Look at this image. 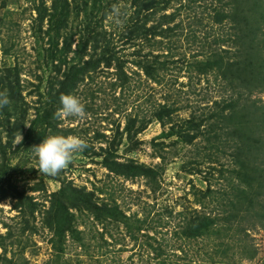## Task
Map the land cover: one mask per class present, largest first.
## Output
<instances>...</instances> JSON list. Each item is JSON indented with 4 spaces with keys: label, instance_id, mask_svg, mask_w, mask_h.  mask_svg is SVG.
<instances>
[{
    "label": "rangeland",
    "instance_id": "1",
    "mask_svg": "<svg viewBox=\"0 0 264 264\" xmlns=\"http://www.w3.org/2000/svg\"><path fill=\"white\" fill-rule=\"evenodd\" d=\"M217 1L221 5V0H202L193 5V9L183 10L171 24H182V28L172 39L158 37L156 40L164 43L154 48L155 53L169 54L172 47L175 60L185 57L192 62L195 55L205 60L208 59L205 55L211 51L222 50L224 61H233L234 43L216 44L219 37L233 38L232 29L212 23V7L218 5ZM226 1L222 0L225 4ZM36 3L39 1L0 0V68L19 64L24 69L21 77L27 105L22 106V102L20 106L28 111L26 130L39 110L44 113L52 109L48 79L62 77L55 66L57 63H46L51 38L46 34L49 22L45 21L40 37L35 30L37 11L33 9ZM51 4L52 0H47L49 7ZM179 8L180 4L175 3L166 12L172 14ZM106 9L109 17L101 23L109 32H117L115 40L123 55L133 58L134 49L124 44L126 39L119 42L125 23L133 14L130 0H121L120 4L113 3ZM76 13L77 10L71 11L68 29L78 30L85 23L84 9L79 17ZM154 17L149 25L156 24L161 13ZM231 25L233 22L227 26ZM195 29L197 39L190 37ZM77 40L79 37H76L74 50ZM10 47L14 48L12 54L6 55L4 50ZM73 56L71 53L67 59L71 61ZM66 65L62 72L69 67ZM192 67L195 71H189L187 65L183 69L172 67L159 83L129 64L126 71L130 85L125 87L114 69L101 67L99 73L93 74L95 81L87 78L79 91L72 93L84 104V116L61 115L58 119L61 134L73 130L70 134L85 139L89 147L75 153L71 163L56 175L40 173L35 143H21L23 135L17 138L8 153L7 173L0 180L1 185L8 187L7 196L0 201V264H264V189L247 185V176L238 172L236 155L231 154L234 151L231 145L237 136L230 134L239 133L242 127L239 125L242 118L236 121L233 118V114L244 108L242 105L264 109V90L255 88L250 93L242 89L243 95L226 91L222 86L227 82L221 76L211 73L204 77L194 65ZM219 70L215 73L219 74ZM190 76L193 79L189 80ZM215 100L221 102L213 108L219 112V119L204 123L198 136L187 142L181 131L188 129L192 113L198 112L195 114L199 116V113L209 112L206 108L214 107ZM228 102L235 103L234 108L222 110ZM166 104L178 108L166 125L154 119L135 141L127 135L120 138L121 144L116 149L121 162L133 160L151 166L158 172L157 178L129 179L110 172L103 164L102 148L123 133L130 115H140V119L146 116L150 120L154 108ZM53 110L58 112L54 106ZM224 126H228L227 129H223ZM256 126L253 137L256 135L264 141V124ZM251 127L255 129V125ZM43 129L34 133L32 139L37 140ZM0 132L5 136L1 123ZM245 132H248L246 136H251L248 128ZM214 145L216 148L219 145V149ZM255 152L256 165L264 162V151L257 148ZM69 183L77 189L93 192L95 201L100 204L119 206L130 219L105 226L91 212L72 208V229L57 234L48 224L51 200L55 192ZM14 184L18 189L13 188ZM236 187L243 188L241 196L235 191ZM209 190L212 192L202 198ZM24 191L34 197L37 205L32 203V208L26 207L22 212L16 207L17 194ZM251 200L255 212L246 209ZM200 214L213 224V231L196 240L181 236L186 220Z\"/></svg>",
    "mask_w": 264,
    "mask_h": 264
},
{
    "label": "trees",
    "instance_id": "2",
    "mask_svg": "<svg viewBox=\"0 0 264 264\" xmlns=\"http://www.w3.org/2000/svg\"><path fill=\"white\" fill-rule=\"evenodd\" d=\"M38 1L39 3L34 4L33 9L37 11L35 18L37 26L35 30L41 34V37L44 32V23L48 20L49 28L46 34L51 38L50 47L47 49L48 55L45 57L46 63L47 65L51 64V62L57 63L54 65L58 67L62 77L56 80L53 78L48 79L47 92L53 103L52 109L50 111H43L44 113H40L41 111L39 110L36 118L30 122L29 129L26 130L28 111L22 107L27 104L23 96L25 85L21 77L24 69L19 64H15V66L7 65L5 68H0V92L5 93L10 101L8 105L0 107V123L5 132V136L0 132V160H2L0 177L7 173L6 169L9 163L8 153L13 148L18 137L24 136L21 143L31 141V143L33 142L37 145L49 134L62 133L61 128H59V117L53 110V106L56 110H59L61 108V95L79 91L80 85L87 78H90L92 82L95 81L94 75L99 73L101 67L114 69L115 74L121 79L123 87L130 85V77L126 71L129 64H132L137 70H142L150 79L159 83L164 81L172 67H176V69L182 67L181 69H183L187 65V69L191 71V67L194 65L199 75L206 77L212 73L216 77L221 76L224 82H227V84L225 83L222 86L226 91H235L239 95H243L242 89L248 90L250 93L255 88L264 90V0H227L226 4L221 0V5L217 1L218 5L215 4L212 7V23L213 25H221V27L224 26L225 28L232 29L233 38L219 37L216 40V44L234 43L233 46L236 50H231L233 51V61H224L222 50H220L211 51L205 55L208 58L205 60H201V58H198L199 56L195 55L192 62H189L185 57L175 60L172 56V47H169L171 50L169 54H156L154 48L156 47L157 49L164 43L156 40L158 37L172 39L176 36L177 31L182 28V24H175L174 26H171V24L175 23L177 16L183 10L193 9V5L202 0H130L133 14L130 16L129 22L125 23V28L120 34L119 42L126 39L124 44L130 45V48L134 49V52L131 54L133 58L123 55L122 48H120L119 43L115 40L117 32H109L104 27V24L101 23L109 17V11L106 8L111 7L113 3L120 4L121 0H114L108 3L104 0H72L71 2L70 0H52L50 7L47 5V0ZM175 3L180 4L178 13L168 14L166 11L172 8ZM82 9H84L86 15L85 23L82 27L77 28L78 30L68 29L71 11L77 10L76 16L79 17ZM100 12L103 13L101 17H99ZM157 13H161L159 21L156 24L149 25V22L153 21L154 15ZM229 22H233V25L230 27L227 26ZM169 24L170 26H168ZM64 29H68V31L62 33ZM196 29L190 33V37L194 39L198 38ZM76 37H79V40H77V48L74 50L73 46L76 42ZM210 46L212 47L213 45ZM90 48H93L94 52ZM13 49V47L5 48L4 53L11 55ZM88 49L90 50L88 51ZM71 53H74V56L69 61L67 58ZM180 63H182L181 66H179ZM66 64H69V67L62 72L63 67L67 66ZM217 69H220L219 74L215 73ZM191 79H193L192 76H190L189 80ZM22 102L23 105L21 104ZM220 104L221 102L215 100L214 107L206 108L209 109V112L199 113V116L195 114L198 112L192 113L193 116L189 120L188 129L181 131L184 134L183 138L187 142H192L198 136L200 128L204 123L211 124L213 120L219 119V112H215L213 108H216L215 106ZM234 104L233 102H228L222 110L232 109L235 106ZM242 106L244 108L241 111L239 109V111L233 114L235 121L239 117L243 121L241 120L239 124L240 126L242 125L239 133H230L237 136L233 144H230L234 149L231 154L236 155L235 160L240 167L237 169L238 172L241 171V176H247V179H245L247 185L263 190L264 162L256 165L257 157H255V150L260 148L261 151H264V141L256 135L253 137V133L254 130L255 133L257 132L258 126L256 124H261V127L264 124V109L256 106L251 107L248 104ZM160 107L154 108L150 120H147L146 116L140 119V115L138 117L130 115L123 133H119L110 145L102 148L100 155L104 156L103 164L110 172L129 179H135L138 176H146L150 180L157 178L158 172L151 166L139 164L133 160L121 162L117 156L116 149L121 144L118 140L124 137V135H127L133 142L138 134L145 130L150 121L156 119L166 125L167 121L173 117L172 115L178 109L168 104L161 105ZM224 118L227 121V117ZM246 123L249 125L248 127L243 126ZM253 125H255V129L251 127ZM120 127L119 125L118 130H120ZM227 127L224 126L223 129H227ZM42 128H44L43 132L39 134L38 139H32V135ZM247 128L251 131V136H246L248 134V132H245ZM193 131H196V133L193 134ZM72 132L73 130H67L64 135H69ZM218 146L217 148L215 145L213 147L219 149ZM130 150L131 148L129 147L128 151ZM13 188L18 189L17 184H14ZM242 190L243 188H235V191L240 193V196L241 192H243ZM211 192L209 190L202 194V198H206ZM0 194H2L0 197L1 201L3 197L7 196L8 187L5 188L4 185L0 184ZM17 196L18 203L16 207L22 212L26 211V207L31 206L32 208V203L37 205V202H34V197L32 195L29 196L26 191L18 192ZM94 197L95 194L93 192L88 193L84 189L73 187L71 183L67 184L53 194L48 224L54 228L57 234L70 231L73 224L72 208L79 209L82 212H91L95 215L97 221L105 224V226L111 224L118 225L130 219V216H127L119 206L114 207L106 202L100 204L95 201ZM232 205L237 206L233 202ZM246 209L249 212L256 211L252 200ZM208 220L204 214H200L190 221L186 220L183 232L180 233L181 236L184 235L187 239L196 240L200 236L210 234L213 231V224L207 222ZM177 235H179V232H177ZM147 237L150 236L147 235ZM160 247H158V253L162 252Z\"/></svg>",
    "mask_w": 264,
    "mask_h": 264
},
{
    "label": "clouds",
    "instance_id": "3",
    "mask_svg": "<svg viewBox=\"0 0 264 264\" xmlns=\"http://www.w3.org/2000/svg\"><path fill=\"white\" fill-rule=\"evenodd\" d=\"M9 98L0 92V107L9 104ZM61 108L56 115L59 117H83L85 106L74 94H63L60 97ZM34 152L38 159V170L45 175H56L65 169L72 161L75 153L82 152L89 147L87 141L75 134L64 135L53 133L44 137L42 142L34 145Z\"/></svg>",
    "mask_w": 264,
    "mask_h": 264
}]
</instances>
